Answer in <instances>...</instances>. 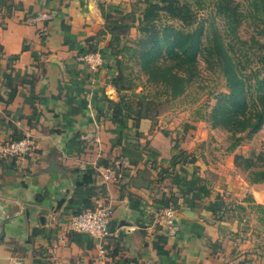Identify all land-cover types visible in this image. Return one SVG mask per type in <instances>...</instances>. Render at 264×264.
I'll list each match as a JSON object with an SVG mask.
<instances>
[{
	"label": "crops",
	"instance_id": "0c3cea01",
	"mask_svg": "<svg viewBox=\"0 0 264 264\" xmlns=\"http://www.w3.org/2000/svg\"><path fill=\"white\" fill-rule=\"evenodd\" d=\"M6 2L21 9L0 10V147L15 135L32 146L0 155V264H227L234 225L213 216L222 193L210 188L207 164L186 151V130L157 117L120 135L109 120L114 66L80 62L108 44L102 13L129 0ZM12 69L24 82L5 104ZM101 204L111 212L107 238L69 230L73 215ZM168 206L174 237L154 225Z\"/></svg>",
	"mask_w": 264,
	"mask_h": 264
},
{
	"label": "trees",
	"instance_id": "16d2710c",
	"mask_svg": "<svg viewBox=\"0 0 264 264\" xmlns=\"http://www.w3.org/2000/svg\"><path fill=\"white\" fill-rule=\"evenodd\" d=\"M207 3L212 6L213 19L219 18L227 33L214 28L213 22L205 26L204 21L198 20L197 11ZM2 8L9 17L21 6L0 0ZM121 8L102 13L101 34L108 35L109 40L99 53L116 71L108 80L118 98L109 102V120L120 135L129 123L154 120L163 105L183 96L199 78L198 58L206 70L224 82L223 91L214 96L215 104L200 119L208 122L211 129L220 128L228 133L227 153H233L246 138L261 129L264 73L259 69L249 70L248 66L255 60L264 70V0H136L128 13ZM243 24L256 32V37L248 42L238 34ZM133 28L138 36L129 40L123 32ZM16 59L9 57L8 61L13 63ZM133 68L142 74V79L132 70L128 72L127 69ZM11 72L15 75L5 76V86L9 88L5 104L12 102L18 86L24 82L19 71ZM14 79L18 80L17 84H12ZM22 139L15 135L12 141ZM233 163L246 173L250 185L264 182V155L255 158L237 155ZM242 202L251 204L250 210L257 213V222L264 227V206L255 204L250 197ZM237 208L245 211L239 204ZM224 210L225 205L220 201L212 206L211 212L217 221L233 220L231 214L224 217Z\"/></svg>",
	"mask_w": 264,
	"mask_h": 264
},
{
	"label": "rangeland",
	"instance_id": "374dc122",
	"mask_svg": "<svg viewBox=\"0 0 264 264\" xmlns=\"http://www.w3.org/2000/svg\"><path fill=\"white\" fill-rule=\"evenodd\" d=\"M135 2L136 0H129L127 5L121 9L124 10V13H128ZM213 14L212 6L207 3L205 8L197 11V18L204 21L205 26L213 22L214 28L222 33H227L226 26L223 27L219 18L213 19ZM168 23L172 22L168 21ZM123 34L129 40H134L138 36L134 28L123 32ZM238 34L241 39L247 42L256 37L253 27L246 24L240 27ZM261 66L262 64H257L253 60L248 69H259L263 74L264 70ZM198 67L200 75L197 81L187 89L183 96L163 105L155 119L157 117L177 118L175 130H186L185 135L189 134L187 138L183 137L186 151L191 150V153L194 152L193 155L200 162L207 164V181L210 183V188L215 189V192L222 193L216 202L223 201L224 211H226L224 217L230 214L234 216L235 220H224L229 223L232 221L235 230L231 236L233 250L227 258V264H264V227L257 222V213L250 210L251 204L242 202L247 197L252 198L251 193L255 192L253 195L256 200L252 198L253 201H256L255 204L264 206V182L258 184V189L251 190L246 173L237 169L233 163L237 155L253 158L260 154L264 155V123L256 134L246 138L233 153H227L226 150L230 145L228 133L220 128L211 129L208 122L200 119L215 104L214 96L223 91L224 82L216 74L205 69L201 58H198ZM127 70L137 73V68ZM249 70L246 72L249 73ZM137 74L141 79L143 78L142 74ZM161 99L164 103V98ZM238 204L244 207L245 211L238 209Z\"/></svg>",
	"mask_w": 264,
	"mask_h": 264
},
{
	"label": "built area",
	"instance_id": "2783aa9c",
	"mask_svg": "<svg viewBox=\"0 0 264 264\" xmlns=\"http://www.w3.org/2000/svg\"><path fill=\"white\" fill-rule=\"evenodd\" d=\"M80 62L92 70L103 65V60L98 53L85 54L80 57ZM31 146L32 143L29 139L10 141L0 147V155L10 158L18 157L28 152ZM176 215V210L173 207H165L157 214L154 225L158 226L166 237H174L179 232ZM110 221V209L101 204L73 215L69 220V230L85 234L94 240H102L110 235Z\"/></svg>",
	"mask_w": 264,
	"mask_h": 264
},
{
	"label": "water",
	"instance_id": "95a60500",
	"mask_svg": "<svg viewBox=\"0 0 264 264\" xmlns=\"http://www.w3.org/2000/svg\"><path fill=\"white\" fill-rule=\"evenodd\" d=\"M48 171H50V172H56L57 171V169L54 167L53 163L49 166ZM182 215L184 217H190L189 215H187V212H185V211L182 212Z\"/></svg>",
	"mask_w": 264,
	"mask_h": 264
}]
</instances>
